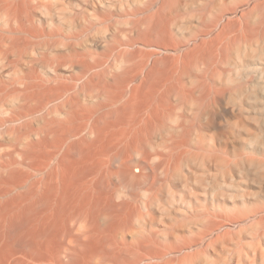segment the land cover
Here are the masks:
<instances>
[{"label": "rangeland", "instance_id": "rangeland-1", "mask_svg": "<svg viewBox=\"0 0 264 264\" xmlns=\"http://www.w3.org/2000/svg\"><path fill=\"white\" fill-rule=\"evenodd\" d=\"M0 21V112L41 106L19 167L53 185L54 245L78 246L67 264H116L143 235L166 251L160 264H264V172L237 161L264 162V0H0ZM247 39L260 44L234 51ZM73 47L80 64L59 65ZM168 78L197 101L155 91ZM105 211L112 237L79 241V218L95 226Z\"/></svg>", "mask_w": 264, "mask_h": 264}, {"label": "bare ground", "instance_id": "bare-ground-1", "mask_svg": "<svg viewBox=\"0 0 264 264\" xmlns=\"http://www.w3.org/2000/svg\"><path fill=\"white\" fill-rule=\"evenodd\" d=\"M1 22L2 21H0V23ZM219 22L220 19L217 18L212 21L209 26H216ZM224 27H226V25ZM208 31L209 30H206V32ZM66 38H68V36H66ZM259 44L260 43L257 41L249 39L243 41L241 44H237V42L234 41V51H238V48L252 49ZM73 49L76 52L74 54L75 57L65 58L59 65H64L68 62L80 64V58H78L80 52L75 47H73ZM96 66H98V63L90 64L88 67L81 69L79 73L72 75L71 78L80 80L89 69ZM45 73L48 74V72ZM89 82L93 85L94 79L91 78ZM129 82L130 81H127L122 87L124 88ZM154 88H156L155 91H161L162 93L164 92V94H172V92H174L175 95L181 96L183 105L192 101H197L196 99H198L194 88L188 87L186 84L178 81H171L169 78L164 82L157 83ZM106 90L109 91L108 87ZM251 98L258 100L256 96ZM40 109L41 106H31L30 103H27L21 105L16 110H3L0 112V138L9 135L14 140V143L7 151L4 153H2L3 151L0 152V264H67L66 261L71 257L72 252L78 249V246L71 245L73 240L68 238H63L61 242H59V246L57 248L55 247L53 237V185H51L48 180L45 181L34 178V175H24L23 170L19 167L21 164L30 166L31 155L29 153V148L36 146V141L32 139L35 134L32 122ZM26 118L31 119L27 129L23 131L20 122ZM52 128L54 127H51V129ZM81 130L82 126L80 128H70L64 131L61 145L69 142V140L77 136ZM54 131L55 129L52 130V132ZM97 131L96 125H93L89 130V134H96L98 133ZM49 132H51L50 129ZM190 138L191 137L188 135L186 143H189ZM86 139L87 137H83V141ZM25 140H27V147L21 149ZM74 143L75 141L72 142V144ZM246 143L255 146V144H258V140L253 137L248 139ZM218 150L222 155H227L228 145H220ZM116 158L117 154L115 152L112 153V159L115 160ZM237 161L255 164L264 172L263 161H257L250 156L241 157L237 159ZM97 163L98 161L94 165L96 166ZM132 169V164H127V172L132 173ZM138 170H141V168L139 169L138 167ZM109 172L111 174L115 173L114 170H109ZM80 175L88 174L82 171ZM84 177L85 176H80L78 187L85 188L87 185L88 181ZM114 219L115 215L107 211L98 215L99 223L95 226L90 224L87 225V218H79L84 224L83 230L77 235V239L79 241H87L90 239L97 240L112 237L101 225H106L109 221ZM24 223L26 227L23 226ZM158 242L157 237L153 235L138 237L137 241L130 246L125 245L120 247L117 257L118 260H115L116 262L112 260V262L116 264H144L146 262L150 264H160L159 262L166 257V251L157 247ZM170 250L176 252V247L172 246Z\"/></svg>", "mask_w": 264, "mask_h": 264}]
</instances>
